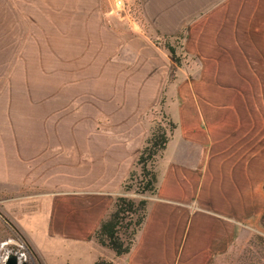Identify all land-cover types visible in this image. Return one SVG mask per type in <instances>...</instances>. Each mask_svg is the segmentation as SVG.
Listing matches in <instances>:
<instances>
[{"label": "rangeland", "instance_id": "obj_1", "mask_svg": "<svg viewBox=\"0 0 264 264\" xmlns=\"http://www.w3.org/2000/svg\"><path fill=\"white\" fill-rule=\"evenodd\" d=\"M124 1L116 11L110 0H0V164H31L0 180V264H64L67 250L43 240L40 193L108 183L125 168L114 197L133 202L118 223L125 240L153 189V144L173 129L186 59L139 0ZM260 224L228 264H264Z\"/></svg>", "mask_w": 264, "mask_h": 264}, {"label": "crops", "instance_id": "obj_2", "mask_svg": "<svg viewBox=\"0 0 264 264\" xmlns=\"http://www.w3.org/2000/svg\"><path fill=\"white\" fill-rule=\"evenodd\" d=\"M139 1L186 59L143 218L121 254L95 238L121 168L108 183L40 193L43 240L67 250L64 264H228L245 233L260 231L264 210V0ZM26 166L0 164V180Z\"/></svg>", "mask_w": 264, "mask_h": 264}, {"label": "trees", "instance_id": "obj_3", "mask_svg": "<svg viewBox=\"0 0 264 264\" xmlns=\"http://www.w3.org/2000/svg\"><path fill=\"white\" fill-rule=\"evenodd\" d=\"M166 140L167 137L162 136L159 139H157L153 145H157L156 147L162 149ZM154 179L155 176L154 174H152V176L148 179L146 183L147 188H150L152 186L154 187ZM113 206L114 207L112 211H110L108 215L99 222V225L97 226L94 235L99 244L110 248L114 252V254L118 255L127 251L132 241L133 234L143 218L144 200L141 199L139 200V214L137 216V219L133 223V227L131 229L129 237H127L125 240H123L120 237V234L118 233V223L125 216V214L132 211L133 202L130 198L119 196L114 200ZM260 222L264 226V210L261 213ZM262 242L264 244V240H262ZM91 264H113V263L110 259L98 257Z\"/></svg>", "mask_w": 264, "mask_h": 264}, {"label": "built area", "instance_id": "obj_4", "mask_svg": "<svg viewBox=\"0 0 264 264\" xmlns=\"http://www.w3.org/2000/svg\"><path fill=\"white\" fill-rule=\"evenodd\" d=\"M112 10H123L125 7L124 0H110Z\"/></svg>", "mask_w": 264, "mask_h": 264}, {"label": "water", "instance_id": "obj_5", "mask_svg": "<svg viewBox=\"0 0 264 264\" xmlns=\"http://www.w3.org/2000/svg\"><path fill=\"white\" fill-rule=\"evenodd\" d=\"M6 264H16V258L13 255L7 257Z\"/></svg>", "mask_w": 264, "mask_h": 264}, {"label": "bare ground", "instance_id": "obj_6", "mask_svg": "<svg viewBox=\"0 0 264 264\" xmlns=\"http://www.w3.org/2000/svg\"><path fill=\"white\" fill-rule=\"evenodd\" d=\"M4 258V257H3Z\"/></svg>", "mask_w": 264, "mask_h": 264}]
</instances>
